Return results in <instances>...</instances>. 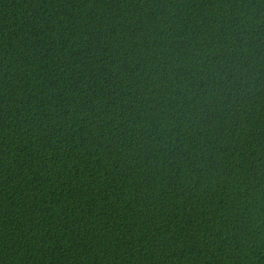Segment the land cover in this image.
Here are the masks:
<instances>
[{"label": "trees", "instance_id": "16d2710c", "mask_svg": "<svg viewBox=\"0 0 264 264\" xmlns=\"http://www.w3.org/2000/svg\"><path fill=\"white\" fill-rule=\"evenodd\" d=\"M0 264H264V0H0Z\"/></svg>", "mask_w": 264, "mask_h": 264}]
</instances>
